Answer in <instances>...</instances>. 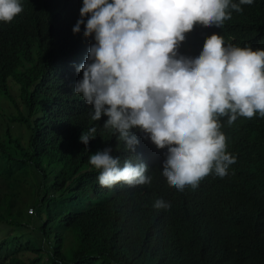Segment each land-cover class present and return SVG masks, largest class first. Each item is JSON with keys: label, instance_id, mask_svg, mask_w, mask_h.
I'll return each mask as SVG.
<instances>
[{"label": "trees", "instance_id": "16d2710c", "mask_svg": "<svg viewBox=\"0 0 264 264\" xmlns=\"http://www.w3.org/2000/svg\"><path fill=\"white\" fill-rule=\"evenodd\" d=\"M21 3V14L0 22V100L15 111L0 106V226L10 230L0 238V264H264V122L221 118L235 157L228 175L213 172L183 192L169 188L161 175L167 149L138 133L135 153L125 151L103 129L107 117L91 120L92 106L74 93L83 76L76 68L94 43L84 25L72 31L83 0ZM242 7L222 27L202 26L179 53L198 56L212 34L226 46L264 49V0ZM90 127L96 137L85 146L79 137ZM109 146L121 164L145 163L151 184L101 187L88 161ZM25 184L31 202L14 191ZM161 198L169 209L153 207ZM22 204L36 209L35 226L23 221ZM57 225L76 231V247L64 246Z\"/></svg>", "mask_w": 264, "mask_h": 264}, {"label": "clouds", "instance_id": "9594fccd", "mask_svg": "<svg viewBox=\"0 0 264 264\" xmlns=\"http://www.w3.org/2000/svg\"><path fill=\"white\" fill-rule=\"evenodd\" d=\"M254 0H83L72 31L92 38L77 68L74 93L92 106L91 120L135 153L142 133L157 149H167L161 175L169 188L196 189L213 172L228 175L235 157L227 152L221 118L264 122V49L225 45L219 34L206 37L198 56L179 53L203 27H222ZM21 0H0V22L23 12ZM86 18V19H85ZM90 127L79 137L87 146ZM87 149V147H86ZM105 147L89 157L101 187L118 183L149 185L148 166L126 159L121 164ZM157 210L171 203L157 199Z\"/></svg>", "mask_w": 264, "mask_h": 264}, {"label": "rangeland", "instance_id": "374dc122", "mask_svg": "<svg viewBox=\"0 0 264 264\" xmlns=\"http://www.w3.org/2000/svg\"><path fill=\"white\" fill-rule=\"evenodd\" d=\"M0 101H2V102H0V106H1L2 110L5 111L7 114H13L15 112L12 104H10L8 101H5L3 99ZM0 121H4V118L0 117ZM23 131H24V129H23ZM1 181H3V180L0 179V188H2V191H3L5 189V187L3 184H1ZM14 191L19 194L20 198L27 199L30 202L33 200V198L35 196V194L33 192V187L31 184H25V185L18 186L16 188H14ZM0 196H2L1 192H0ZM86 202L94 204V203H96V200H94L93 197L91 195H89L88 198L86 199ZM52 205H53V208L57 209L58 205L56 203H52ZM61 206L63 207V205H61ZM25 212H27V213H25ZM21 214H23L22 215V217L24 218L23 221L28 220L30 218L29 224L31 226H35V221H36L37 217H36V209L34 208L33 205H31V204L28 205L27 210H25V206H24V204H22ZM25 214H27V216H25ZM30 215H31V217H29ZM56 229L60 232V235L63 238L65 247H76V245H78L77 241H75L76 238H78L75 230H72L70 228L67 229L62 225H57ZM22 230H28V229L23 228ZM9 233H10V230L8 228H6L2 225L0 226V238L9 237L10 236ZM46 263H48V261ZM48 264H50V263H48Z\"/></svg>", "mask_w": 264, "mask_h": 264}]
</instances>
